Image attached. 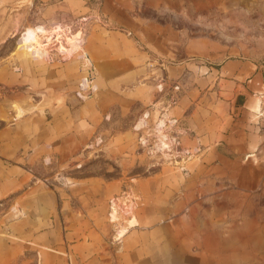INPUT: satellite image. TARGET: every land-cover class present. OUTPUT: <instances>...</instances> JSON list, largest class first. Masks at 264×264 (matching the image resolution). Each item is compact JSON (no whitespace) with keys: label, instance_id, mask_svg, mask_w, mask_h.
Returning a JSON list of instances; mask_svg holds the SVG:
<instances>
[{"label":"crops","instance_id":"0c3cea01","mask_svg":"<svg viewBox=\"0 0 264 264\" xmlns=\"http://www.w3.org/2000/svg\"><path fill=\"white\" fill-rule=\"evenodd\" d=\"M151 1L155 5L177 0ZM192 1L216 4L220 0ZM224 1L232 3L233 10L245 12L240 25L264 27V0ZM105 6H110L108 1ZM250 37L264 42V33ZM32 65L35 67L26 85L30 78L37 87L44 84L45 96L35 103L30 102L28 93L27 98L22 97L24 103L18 104L22 115L13 116L4 108L6 104H0V197L11 195L12 203L18 206L13 208L14 216L5 231L25 241L11 246L10 254L0 258V264H68L62 254L69 256L70 264H147L148 260L156 264L158 254L164 264H264V50L256 56L227 59L200 78L202 84L232 83V99L227 105L208 102L213 110L206 105L195 108L188 105L182 91L178 99H173L170 116L157 107H150L143 116L154 112V124L157 116L163 115L166 124L180 126L181 144L197 155L199 190L220 188L210 195L209 207L182 205L180 200L163 207L154 198L146 203L144 192L134 181L127 184L131 188L128 194L138 196L140 202L128 214L116 203L123 199L119 195L124 183L119 178L95 181L83 190L74 185L67 189L57 176L76 158L82 142L97 137L93 124L109 121L110 95L122 100L121 105L126 98L109 94L97 79L90 86L91 95L84 98V79L81 83L60 80L68 71L69 76L77 77L73 60L53 68L43 62ZM21 80L25 82L24 76ZM25 108L33 109L34 114L23 115ZM141 119L135 127L142 125L145 119ZM190 181L183 185H194ZM221 196L229 199L227 206ZM109 197L113 202L108 215L114 222L113 237L116 225L124 224L117 228V235L123 234L116 244L108 242L109 233L83 227L80 222L81 218H92L88 214L93 213L92 208L87 207L92 201ZM180 207L187 228L158 227V212L172 214ZM227 207L232 210L226 214ZM112 212H117L116 219L111 217ZM161 234H165L164 240L158 243ZM193 244L200 249L196 256L190 251ZM56 246L59 250L54 249ZM33 247L37 258H32ZM27 249L25 258L22 255L13 261Z\"/></svg>","mask_w":264,"mask_h":264},{"label":"rangeland","instance_id":"374dc122","mask_svg":"<svg viewBox=\"0 0 264 264\" xmlns=\"http://www.w3.org/2000/svg\"><path fill=\"white\" fill-rule=\"evenodd\" d=\"M106 1L110 6H105ZM114 9L118 12L114 13ZM244 18V11L233 10L232 3L224 0L216 4L160 1L155 5L151 0H0V104H6L9 114L20 115L18 104L24 103L21 99L27 98V93L34 103L45 96L44 84L37 87L30 78L26 85L35 67L32 64L43 62L53 68L75 61L73 72L77 77L69 76L68 71L60 76L61 81L81 83L84 79L87 86L82 95L88 98L92 93L90 86L97 79L101 88L126 101L121 105L118 98L110 95L107 99L109 121L93 124L97 137L82 142L76 158L61 169L62 176L61 172L57 175L67 189L74 185L84 190L95 185V181L119 178L124 183L119 195L123 199L116 203L124 214L140 202L138 196L128 194L131 188L127 184L134 181L144 192L146 203L154 198L165 207L180 200L182 205L207 208L210 195L220 188L199 190L197 155L181 144L180 126L173 122L167 125L163 115L157 116L154 124V112L143 116L150 107L169 112L173 99H178L182 91L188 105L195 108L206 105L213 110L208 102L227 105L232 99V83L202 84L199 80L227 59L263 52L264 42L252 41L250 36L264 33V27H244L239 21ZM25 110L23 115L33 113ZM141 118L145 119L142 125L135 127ZM190 180L194 185H183ZM11 197H0V258L10 254L11 246L25 243L5 231L14 216L13 208L18 209ZM220 200L228 205L227 197L221 196ZM94 201L87 206L92 208L93 213H88L92 218H81L82 226L109 233L108 242L116 244L123 234L117 235V228L124 224L116 225V238L113 237L114 222L108 218L112 197ZM180 209L172 214L158 212V227L187 228ZM229 210L232 207H227L226 214ZM112 218H117V212ZM164 236L159 235L157 242L163 241ZM190 248L194 254L200 250L194 244ZM29 250L19 252L13 261L22 255L25 258ZM31 254L32 258L39 257L36 247ZM62 256L70 264L69 256ZM162 259L158 254L156 264H164ZM147 264L154 263L148 260Z\"/></svg>","mask_w":264,"mask_h":264},{"label":"bare ground","instance_id":"6f19581e","mask_svg":"<svg viewBox=\"0 0 264 264\" xmlns=\"http://www.w3.org/2000/svg\"><path fill=\"white\" fill-rule=\"evenodd\" d=\"M115 214H116L115 212H112L111 217H115Z\"/></svg>","mask_w":264,"mask_h":264}]
</instances>
